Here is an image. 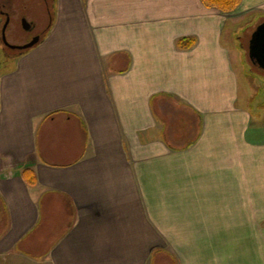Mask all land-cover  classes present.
Masks as SVG:
<instances>
[{"label":"crops","instance_id":"obj_1","mask_svg":"<svg viewBox=\"0 0 264 264\" xmlns=\"http://www.w3.org/2000/svg\"><path fill=\"white\" fill-rule=\"evenodd\" d=\"M262 22L264 0H57L8 68L0 44V264H148L162 237L227 264L229 236L264 264Z\"/></svg>","mask_w":264,"mask_h":264},{"label":"rangeland","instance_id":"obj_2","mask_svg":"<svg viewBox=\"0 0 264 264\" xmlns=\"http://www.w3.org/2000/svg\"><path fill=\"white\" fill-rule=\"evenodd\" d=\"M48 2L50 4L49 8L51 11V16L47 14L44 0H0V3L4 6V7L2 6V8L10 11L11 16H12L11 22L8 26L9 28L6 31L7 42H10L12 44H21L25 40L26 32L21 26L22 19H26L29 22H33V20H36L37 31H40L46 34L52 24V21L54 19L55 12H56V7H57V0H48ZM0 44H1V50H2L1 51L2 69L8 68L10 67V64L12 63H11V60L7 58V55L3 52V49H5L8 52L9 54L8 56H10V54H15L17 50L10 49L5 44H2V43ZM248 65L251 67H248L247 73L252 75V77H249L248 79L253 84V85L251 84V86L254 92L260 96L261 93H264L263 92L264 90L263 89L264 88V70H261V69H258L252 66L250 61L247 59V66ZM234 209L235 208H233V210ZM236 223H237L236 219L235 217H233V219L228 221L227 224H229L230 227H232V225H236ZM173 239L172 237H162L161 240H159V243H163L167 249L163 250L162 248L157 247L153 251H151L149 254L148 264H182L179 254H176L175 252H173V249L175 247L174 244L172 243ZM227 239H228L227 248L229 252L227 254V257H228L227 264H237V261H236L237 238L236 236H229ZM249 239L250 238L247 237V241ZM200 240H202V243L205 242L204 237H200ZM225 241L227 242V240ZM253 243H257V239L255 242L250 240L246 244L251 245ZM258 243H260V245H264V236L261 238H258Z\"/></svg>","mask_w":264,"mask_h":264},{"label":"flooded vegetation","instance_id":"obj_3","mask_svg":"<svg viewBox=\"0 0 264 264\" xmlns=\"http://www.w3.org/2000/svg\"><path fill=\"white\" fill-rule=\"evenodd\" d=\"M44 1H45L47 14H49L51 16V11L49 8L50 4H49L48 0H44ZM2 6L3 5L0 3V42L2 44H5L6 46H8L10 49L17 50V52L15 54H10V56L11 55L16 56V55H19V54H22V53L28 51L30 48L35 46L38 42H40L45 37V35H46L45 33L37 31L36 20H33V22L28 21L30 23V27L28 29H26L24 27V23H23L24 19H22L21 26L24 29V31L26 32L25 40L21 44H12L10 42H7L6 31L9 28L8 26L11 22L12 16H11L10 11L3 9ZM32 44H33V46H30ZM3 52L7 56L9 55L5 49H3Z\"/></svg>","mask_w":264,"mask_h":264},{"label":"trees","instance_id":"obj_4","mask_svg":"<svg viewBox=\"0 0 264 264\" xmlns=\"http://www.w3.org/2000/svg\"><path fill=\"white\" fill-rule=\"evenodd\" d=\"M208 7L217 8L223 12L234 11L242 2V0H202ZM196 40L193 37H184L179 40V45L183 48H190L195 44ZM25 53V52H24ZM24 180L29 185H36L37 176L30 168H25L22 172Z\"/></svg>","mask_w":264,"mask_h":264},{"label":"water","instance_id":"obj_5","mask_svg":"<svg viewBox=\"0 0 264 264\" xmlns=\"http://www.w3.org/2000/svg\"><path fill=\"white\" fill-rule=\"evenodd\" d=\"M24 27L28 29L30 23L24 19ZM30 46H33L30 45ZM249 56L260 68L264 69V22L259 24L253 32L249 44Z\"/></svg>","mask_w":264,"mask_h":264}]
</instances>
